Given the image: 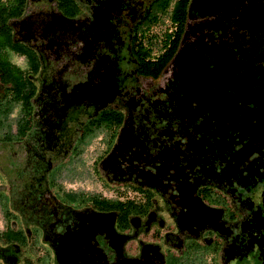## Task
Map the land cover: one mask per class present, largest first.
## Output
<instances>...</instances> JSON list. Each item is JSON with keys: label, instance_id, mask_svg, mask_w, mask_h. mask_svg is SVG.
Returning <instances> with one entry per match:
<instances>
[{"label": "flooded vegetation", "instance_id": "flooded-vegetation-1", "mask_svg": "<svg viewBox=\"0 0 264 264\" xmlns=\"http://www.w3.org/2000/svg\"><path fill=\"white\" fill-rule=\"evenodd\" d=\"M25 1L0 0V17L21 9L0 51L11 46L17 76L38 64L25 116L59 198L45 195L33 232L1 207L0 240L48 264H264V0H184L182 22L179 0H76L84 10L67 16L63 2ZM1 76L0 64V110ZM25 107L13 103V133ZM93 190L121 195L109 207Z\"/></svg>", "mask_w": 264, "mask_h": 264}, {"label": "rangeland", "instance_id": "rangeland-1", "mask_svg": "<svg viewBox=\"0 0 264 264\" xmlns=\"http://www.w3.org/2000/svg\"><path fill=\"white\" fill-rule=\"evenodd\" d=\"M22 1L23 0L20 2L21 5L28 4L27 1L24 0V3ZM54 1L57 3L63 2L60 6V11L63 12L62 14H64V16L73 15L84 10L83 5H79L76 0ZM76 7L78 10H76ZM12 12L17 15V13L19 14L21 12V9L18 8ZM156 35L158 39L162 36V32L156 31ZM10 49H2V51H7L4 53L0 51V59L4 61V63H0L2 66L5 65V61L9 60L6 57L10 54L8 51ZM154 49L155 51L157 50L156 47ZM37 70V63H32V61L27 62V65L21 71V76H18V78L10 77V83H8V85L14 89H16L17 86L24 85V88L29 90L24 96L26 107L21 110L22 121L26 122L24 127L26 126L28 130L27 128L19 127L17 134L16 132L13 133L11 127L8 125V120L2 128L0 127V208L2 207L4 210L6 209L9 211V218L15 222V225L22 226L24 224V228L30 232H33L35 229V227H30V224L34 218L38 217V212L42 207L41 205L45 195L50 193L57 199L59 198L55 194L57 188L54 187V189H56L54 190L49 187V177H51V174H49L47 170L45 171L46 166L44 165L47 159H50L51 164H53V155L47 151L43 152L41 148H38L36 140L39 132L34 117L30 120L29 116H25L26 112L28 113L32 108H35L36 102L39 99V92L36 90L37 82L35 80ZM1 90L2 86L0 84V96L2 93ZM28 94L31 96L29 101L27 100ZM15 110L12 113L13 117L9 120L10 125L12 122L13 129H15L16 119L14 116L17 114ZM11 112L10 109V113ZM9 117L10 116H8V119ZM93 188H96V184L93 185ZM93 191L96 192L97 195L101 196L103 194L102 196L105 195L108 198H119L121 195L111 192L100 194L98 191ZM63 201L67 202L64 198ZM68 202L70 201L68 200ZM4 226L3 214L0 211V230L3 229ZM119 230H122L121 227H119ZM16 246H18L20 250L16 251ZM16 246L13 244L6 245L5 241L0 240V264H9L6 260L7 257L16 258L17 262L22 264H48L44 257L38 260L34 255V250L28 249L26 251V249L18 244ZM27 254L30 256V259L27 258Z\"/></svg>", "mask_w": 264, "mask_h": 264}, {"label": "trees", "instance_id": "trees-1", "mask_svg": "<svg viewBox=\"0 0 264 264\" xmlns=\"http://www.w3.org/2000/svg\"><path fill=\"white\" fill-rule=\"evenodd\" d=\"M170 1L171 0H157L155 6H156V8L165 9V8H167L166 5ZM183 4H184V0H179V1H177L176 5L174 6V11L172 13V20L173 21H181V22L183 21V15H181L182 9H183ZM14 15H16V14H13V12H8L3 17H0V22H1L0 28H2L3 31L6 30L5 22L10 17H12ZM154 17H155L154 15L149 16L148 14L147 15L145 14L143 17H141V20H142L141 23L142 24H145L146 22L150 23V21H152V19H154ZM138 23H140V22H138ZM181 32H182V30L176 32V34L174 35V37L171 40V47H169L167 52L164 53L163 56L158 60L159 62L156 64V66L154 68L151 67V71H153V73H156L157 69H159L158 67H162L163 64L168 61L170 56L173 55V53L176 50L179 38L181 36ZM137 53L139 54V58H141L140 60H142V58L148 54L147 51H145L143 46H141L140 50H137ZM13 68H14L13 65H11L9 62L5 61V65L2 66V75H4V76H1L2 78L4 77L5 82H10V80H9L10 77L18 78V76L16 74H13ZM148 69H149V65L147 64V62H143V60H142V63H140V72L146 73L149 71ZM7 73H10L11 76L6 75ZM5 91L6 92H5L4 99L6 100L7 104L5 105V107L3 109L0 110V127H3L4 124L7 122L8 116L10 114V109L12 111L14 101L16 99H20L21 103H25V101H24L25 93L29 92V90H27V88H24V85L17 86L16 89L12 88L11 86H9V87L7 86L5 88ZM22 92H24V93H22ZM27 96H28L27 100L29 101L31 96L29 94ZM27 96H26V98H27ZM105 115L106 116H104V114L100 113L98 116V120L105 119V118L111 119V116L113 114L107 113ZM106 200L108 201L107 203H108L109 207H112V205H111V203L113 202L112 198H106ZM113 207H119L121 217H123V218H127L129 215V212L133 210V207L131 205H127L123 208L122 207L120 208L119 205L114 204ZM3 211H4V209H3ZM3 215H4V212H3ZM4 217H5V215H4Z\"/></svg>", "mask_w": 264, "mask_h": 264}]
</instances>
